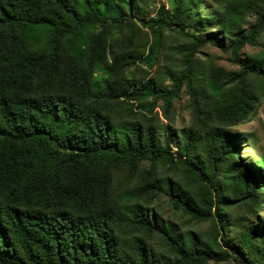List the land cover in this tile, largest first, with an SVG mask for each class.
Wrapping results in <instances>:
<instances>
[{
	"label": "trees",
	"instance_id": "trees-1",
	"mask_svg": "<svg viewBox=\"0 0 264 264\" xmlns=\"http://www.w3.org/2000/svg\"><path fill=\"white\" fill-rule=\"evenodd\" d=\"M136 2L0 0V264H264V149L244 162L232 132L264 100V0ZM163 198L210 228L166 222Z\"/></svg>",
	"mask_w": 264,
	"mask_h": 264
},
{
	"label": "rangeland",
	"instance_id": "rangeland-1",
	"mask_svg": "<svg viewBox=\"0 0 264 264\" xmlns=\"http://www.w3.org/2000/svg\"><path fill=\"white\" fill-rule=\"evenodd\" d=\"M199 4V11L202 16L215 17L219 14L231 16L232 11L236 7V0H229L226 4H218L212 0H196ZM161 4H165L169 8L168 0H137L135 6V14L139 20L153 18L158 15ZM255 22L253 16L249 17L247 24L243 25V29H247ZM235 33L226 35H217L219 39L225 40L227 43L233 38ZM129 31L127 32V36ZM264 40V33L261 41ZM262 46H246L242 50L244 57L248 55H256L262 51ZM198 57L202 60L212 59L214 62L223 66L229 72L238 70V66L230 61V54L212 46L204 47ZM137 104V103H136ZM135 104V105H136ZM175 122L172 127L178 138L181 136L182 130L189 128L191 123V108L189 105V96L183 92L178 100L175 101ZM232 132L237 135L240 142V157L244 162L253 163L261 156L264 149V100L259 111L253 114L247 121L232 128ZM175 151V149H173ZM161 214L166 222H173L179 226L181 230L206 232L210 228L209 222H196L185 216L181 212L173 210L167 200H161ZM260 219L264 217V209L257 211ZM219 264H234L233 261L222 262Z\"/></svg>",
	"mask_w": 264,
	"mask_h": 264
}]
</instances>
